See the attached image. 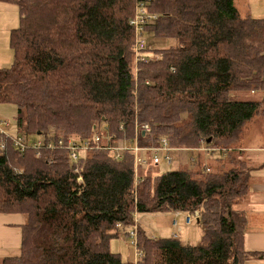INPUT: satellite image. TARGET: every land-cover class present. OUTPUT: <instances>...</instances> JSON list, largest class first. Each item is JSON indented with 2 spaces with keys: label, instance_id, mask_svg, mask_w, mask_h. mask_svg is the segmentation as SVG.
I'll use <instances>...</instances> for the list:
<instances>
[{
  "label": "trees",
  "instance_id": "obj_1",
  "mask_svg": "<svg viewBox=\"0 0 264 264\" xmlns=\"http://www.w3.org/2000/svg\"><path fill=\"white\" fill-rule=\"evenodd\" d=\"M0 1L21 14L13 63L0 68V103L17 111L15 137L0 128V214L26 218L22 253L4 264H131L111 240L134 228L136 215L197 210L201 244L139 227L137 264L264 258L245 249L247 218L233 208L251 190L243 135L264 122V19L243 16L235 0ZM142 8L156 18L142 34L147 61L137 62L133 22ZM165 40L174 44L154 46ZM143 124L150 131L137 133ZM136 135L145 148L166 139L167 164L178 170L160 174L165 161L154 164L151 153L146 166L129 151L114 160L116 145ZM61 139L81 148L77 159L47 147Z\"/></svg>",
  "mask_w": 264,
  "mask_h": 264
},
{
  "label": "rangeland",
  "instance_id": "obj_2",
  "mask_svg": "<svg viewBox=\"0 0 264 264\" xmlns=\"http://www.w3.org/2000/svg\"><path fill=\"white\" fill-rule=\"evenodd\" d=\"M248 5L251 6V9H253V13L249 16L257 19H264V0H248ZM7 4V3H5ZM14 5L17 7L15 3L9 2L7 6ZM237 6L239 3L236 0ZM243 4H240V8H242ZM241 14L243 16H246L247 14L245 11H241ZM20 14L19 10L7 12L5 13V16L0 13V62L5 63L2 65H12L14 54L12 55V50L9 49L8 46V38L6 39L4 37L5 32L12 27L13 25L19 23L20 21ZM6 39V40H5ZM7 41V42H6ZM174 44V41L172 40H165L164 42H154L155 47H169ZM258 96H248L247 99L255 100ZM16 107L12 104H1L0 103V120H5L8 123V127L5 125L2 129L9 132L13 137H15V125H16ZM249 137V140L245 138L243 141V144H250L248 145V148L251 149H262L264 148V122L259 121V119L255 120L246 130L243 137ZM253 151V150H252ZM258 153L262 156L264 159V153L258 151ZM183 155V156H182ZM180 157L183 159V161L180 159L182 166L186 165L184 164V154H182ZM244 161V160H243ZM246 164L247 162L244 161ZM180 165V163H179ZM177 162L172 163L171 165H168L167 163H161L159 166V173H166L169 171H175L178 170L179 166ZM258 174L264 176V169L257 171ZM235 209L236 206H233ZM243 211L245 212V215L250 218L249 210H246L247 205H244ZM245 208V209H244ZM252 213V211H251ZM170 213L166 214H138V216H135V224L136 226H139L141 229H143L150 237L157 238V239H165L173 237L174 235L178 236L182 243L185 245H199L202 242L203 239V229L201 226L194 222L192 225L187 226L185 223L182 222V219L177 218L178 225L174 227L172 226V216L170 217ZM168 221V222H167ZM253 225L250 224V227ZM256 227V226H255ZM257 229H260V227H256ZM133 228H131L132 230ZM189 235L192 236V241L188 242L187 238H189ZM128 237V235H127ZM175 237V236H174ZM178 238V239H179ZM112 244V251L115 253H120L122 256V259L125 262L131 263V264H137V257H136V246L134 244V240L131 237L125 238L124 231H121L119 237H115L111 240Z\"/></svg>",
  "mask_w": 264,
  "mask_h": 264
},
{
  "label": "crops",
  "instance_id": "obj_3",
  "mask_svg": "<svg viewBox=\"0 0 264 264\" xmlns=\"http://www.w3.org/2000/svg\"><path fill=\"white\" fill-rule=\"evenodd\" d=\"M247 1L248 0H237L239 5L237 6L236 4V6L240 12L243 10L245 11L247 15H251L253 13V9H251V6L248 5ZM235 3H236V0H235ZM8 4L9 2L0 1V13H2L3 16H5V13L7 12H12V11L17 12V10H19L18 6L16 7L11 4L10 6H7ZM240 4H243L242 8H240ZM19 14H20V11H19ZM19 17H20V21L18 25L15 24L12 27H10L5 32V35H4L6 39L8 38L7 39L8 46H9V49L11 50L12 48L10 45V37H11L12 31L20 27L21 14ZM12 55H13V52H12ZM2 64H5V63L0 62V68L10 66V65L6 66ZM245 138L246 137L244 136L240 144V149L242 150L243 154L239 158L246 161L247 165L249 166L248 168L252 170L251 190H250L248 197L244 201L235 205L236 206L235 211L245 214V212L243 211V208H241L244 205H247L246 210L250 211L248 215L250 216V218L246 216L247 227L245 231V249L248 252H252V253L253 252L264 253V176L261 175L260 173L258 174L257 172L261 169L262 170L264 169V159L258 153V151L264 153V148L256 149V150L251 149L250 147L248 148V145L250 144H243V141L245 140ZM247 138L246 139L249 140V137ZM208 157L209 155H203L202 160H204L205 163H208L209 158H211V157L209 158ZM170 214H171L170 217L172 216L173 218L172 219L173 227H174V221L175 220L178 221L177 218L182 219V222L185 223L183 216H179L176 218L174 212ZM25 223H26V218L23 215L0 214V264H4V260L6 259L20 257L22 253V226ZM250 224L253 226L250 227ZM255 226L260 227V229H257ZM135 228H137V231H138L139 226H135ZM130 230L131 228L122 230L125 233V238H128L127 232H129ZM176 237L179 238L178 236ZM187 240L188 242L192 241L193 240L192 236L189 235V238H187ZM111 249H112V244H111ZM248 264H264V258L258 261L253 260L249 262Z\"/></svg>",
  "mask_w": 264,
  "mask_h": 264
},
{
  "label": "built area",
  "instance_id": "obj_4",
  "mask_svg": "<svg viewBox=\"0 0 264 264\" xmlns=\"http://www.w3.org/2000/svg\"><path fill=\"white\" fill-rule=\"evenodd\" d=\"M156 18V16L154 15H150L146 12V10L144 8L140 9V12L137 14L136 18L134 19L133 24L136 26V33H137V38H136V43H135V54H136V61L140 62H146L147 58H144L143 53L150 49L151 46L148 45L147 41L144 39L143 37V33H145V28L146 25L149 24V22ZM5 125V127H8V123L6 121H0V128H3ZM141 130L144 134L148 133L150 131V126L148 124H143L140 127H137V133L138 131ZM16 139V145L17 147H20L22 150H24L25 146L23 143V138H15ZM69 143L67 144L66 142H64L62 139L58 140L56 143H50L47 147L48 148H55L57 146H55L54 144H58L60 147H65L68 149L72 150V156L74 159H77V151H79L78 146H69L71 144L72 141H68ZM45 141L40 140L38 143H36L34 146H38L40 148H42L44 145ZM83 149H87V148H83ZM125 151H129L132 152L134 155V159H135V164L137 167L139 166H146L148 163V159H147V155L149 153L152 154V158H153V162L154 164H159L162 161H165L166 163L170 164L172 162V158H171V151L172 149L169 147V143L166 139H162L159 143V146L156 147H149V148H145V147H141L138 144V138L136 135V140L135 143L129 147H125V146H121V145H116V148L114 150V155H113V159L114 160H119L122 159L123 157V152ZM199 151H205L207 154H210L212 152L215 151L214 148H206V147H202L201 149H199ZM136 182H138V180L136 179ZM179 216H183L184 217V222L187 226L192 225L194 222L197 221V219H199L200 217V212L197 210L193 213H189V214H185L182 212H175V217H179ZM174 225L177 226L178 222L175 220L174 221ZM129 237H131L134 240V244L135 246H137V236H138V232H137V228H133L132 230L129 231ZM176 237V235H175ZM136 257L139 260L143 253L140 250L136 251ZM137 260V262H138Z\"/></svg>",
  "mask_w": 264,
  "mask_h": 264
},
{
  "label": "water",
  "instance_id": "obj_5",
  "mask_svg": "<svg viewBox=\"0 0 264 264\" xmlns=\"http://www.w3.org/2000/svg\"><path fill=\"white\" fill-rule=\"evenodd\" d=\"M208 142H210V140Z\"/></svg>",
  "mask_w": 264,
  "mask_h": 264
}]
</instances>
